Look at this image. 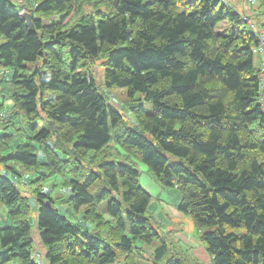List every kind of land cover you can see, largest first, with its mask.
Instances as JSON below:
<instances>
[{
  "label": "trees",
  "instance_id": "obj_1",
  "mask_svg": "<svg viewBox=\"0 0 264 264\" xmlns=\"http://www.w3.org/2000/svg\"><path fill=\"white\" fill-rule=\"evenodd\" d=\"M90 1L104 10L78 17V5ZM35 4L41 17L60 14L58 23L46 25L29 10L33 33L20 8L0 0V70L11 72L0 100H12L30 124L3 162L52 170L69 161L73 169H65L72 174L63 203L81 214L76 222L48 195L32 192L45 263L199 264L170 251L151 223L153 196L141 185L140 163L161 187L180 192L177 209L192 216L211 264H264V84L262 57L257 65L254 54L264 23L222 0ZM96 62L106 88L126 90L135 104L136 127L96 85L89 69ZM51 137L54 146L46 142ZM109 145L112 157L125 160L107 161ZM5 176L0 204L11 223L0 227V264H36L31 200L17 177ZM41 176L48 177L42 171L32 182ZM139 243L153 249L150 260Z\"/></svg>",
  "mask_w": 264,
  "mask_h": 264
},
{
  "label": "rangeland",
  "instance_id": "obj_2",
  "mask_svg": "<svg viewBox=\"0 0 264 264\" xmlns=\"http://www.w3.org/2000/svg\"><path fill=\"white\" fill-rule=\"evenodd\" d=\"M14 5L18 6L21 10V13L24 11L31 10L34 13L35 19H41L42 22L46 25L51 23H58L61 15L58 13H50L41 17L35 11L36 4L35 0H12ZM226 5L234 6V10L236 5H239L240 8H244L247 10L249 5L255 8V15H253V19L257 24L262 25L264 23V6H261V2L259 0H225ZM263 3V0H261ZM236 4V5H235ZM104 10L101 6H99L95 1H90L88 3H80L78 5V17L81 16H91L97 10ZM20 13V15H21ZM247 13V12H244ZM22 16V15H21ZM23 20L24 17L22 16ZM25 21V20H24ZM26 23V21H25ZM33 23V22H32ZM27 25V23H26ZM224 24L222 28L226 27ZM246 28H248L247 24H244ZM28 27V26H27ZM264 30V27H260ZM30 30V29H29ZM261 56V54H259ZM258 55H256L255 63L260 65L258 61ZM42 61H38L32 64L30 67L34 68L36 65H41ZM90 72L92 73L96 85L101 90V93L106 97L108 103L114 107L121 114L122 119H124V123L129 127H136L137 121L135 120L136 115L133 113V107L135 106L132 103V100L128 99L126 90L121 89H107L105 86V70L103 69L100 62H96L90 65ZM11 72L0 70V89L1 92L9 91L6 89L9 86V82H5L4 80H10ZM263 83V82H262ZM11 88V87H10ZM13 92L12 89H10ZM264 91V90H263ZM262 95V94H261ZM11 100V99H8ZM7 100V101H8ZM0 117L3 118V122L5 124L4 127L0 126V175L8 176L10 178L17 177V181L20 184L19 188L21 192L26 197H29L32 206V213L29 216L32 217L33 222V238L35 244V250L32 255V260L36 264H46V254L47 248L40 243V239L38 236L37 230V207L34 205L32 200L35 198L31 197L33 190H40L45 195H48L55 205L58 207L60 212L68 217V219L72 222H76L81 214L74 211L71 207L64 202L65 196L68 194L67 189V181L71 179V171H66L65 169H72L71 163L66 161V163H60L58 167L55 169L51 167L52 170H47L44 167L40 169H32L25 170L20 165L14 164L12 162H3L8 159V157L12 156L13 152L16 151V146L20 141L26 139V133L30 131L29 123L22 115L21 111L15 107L14 102L9 101L5 102L2 106V102L0 100ZM16 117V118H15ZM15 118V119H14ZM14 125L12 126V123ZM36 122L40 126L39 131L42 127V120L37 119ZM7 125V127H6ZM10 136L12 138L9 142V139H6L5 136ZM28 135V134H27ZM29 136H33L30 134ZM27 136V137H29ZM53 137L49 138L46 142L48 145L54 146ZM32 140V139H31ZM45 146V145H44ZM58 148V149H57ZM110 145L102 152H105L104 157L107 161H123L125 160L123 156L116 155L113 156ZM43 147L39 144H36L35 153L40 157H43L42 153ZM56 151L58 153L62 152V149L57 147ZM89 156V155H88ZM88 156L86 157L88 159ZM45 157V156H44ZM60 157L63 159V155L60 153ZM94 158H91V162ZM86 162V160H85ZM12 169H15L13 173ZM138 169L142 172L141 176V185L142 187L149 191L151 195L154 197L152 205L150 207V212L148 213V217L151 220V223L161 234L164 241L167 243L168 249L170 251H177L179 254L189 255V257H195L199 264H211V259L207 253L206 247L200 242V232L196 226L191 215H185L178 211V207L181 201V194L177 189L172 188H163L159 184H157L154 180L152 173L149 172L147 166L138 163ZM73 170V169H72ZM75 170V168H74ZM44 171L48 177L44 178L41 176V179L37 181V184L32 182L35 177H37L38 173ZM56 171V174H55ZM75 173V172H74ZM44 175V174H43ZM5 176V177H6ZM39 182V183H38ZM159 199V200H158ZM107 219V218H106ZM9 218L6 217V208L0 204V227H6L10 225ZM140 246H145L143 243H139ZM143 255L145 258L150 260L153 255V249L150 247H143ZM139 264H151V262L140 261Z\"/></svg>",
  "mask_w": 264,
  "mask_h": 264
},
{
  "label": "bare ground",
  "instance_id": "obj_3",
  "mask_svg": "<svg viewBox=\"0 0 264 264\" xmlns=\"http://www.w3.org/2000/svg\"><path fill=\"white\" fill-rule=\"evenodd\" d=\"M222 3H223V5L226 6V3H225L224 0H222ZM249 16H251V15L249 14ZM246 21H247V24L250 25L251 29L254 30L255 28H254V24H253L252 19H251L250 17H247ZM252 26H253V27H252ZM260 30H261V32L264 33V30H263V29L260 28ZM256 34H257L258 37H259L258 40H259V43H260V45H261V37H262L263 35H261V34H259V33H256ZM260 45H259V46H260ZM261 62H262V64H264V59H262ZM263 75H264V68H262V71H261L260 76H263ZM261 81H262V78H261ZM262 82H263V81H262ZM262 98H263V96L260 95L259 100H261ZM261 109H262V112H263V114H264V108H263V106H261Z\"/></svg>",
  "mask_w": 264,
  "mask_h": 264
},
{
  "label": "built area",
  "instance_id": "obj_4",
  "mask_svg": "<svg viewBox=\"0 0 264 264\" xmlns=\"http://www.w3.org/2000/svg\"><path fill=\"white\" fill-rule=\"evenodd\" d=\"M224 1H225V0H224ZM225 3H226V1H225ZM252 27H253V26H252ZM259 34L263 35V36L261 37V45H260V46H259L254 52H255V54H257V55L261 54L262 59H264V33L260 31ZM259 56H260V55H259ZM263 68H264V64H263ZM261 78H262V81H263V84H264V75L261 76ZM262 96H263V98L260 100V103H261V105H262L263 108H264V93L262 94ZM42 264H44V263H42Z\"/></svg>",
  "mask_w": 264,
  "mask_h": 264
},
{
  "label": "water",
  "instance_id": "obj_5",
  "mask_svg": "<svg viewBox=\"0 0 264 264\" xmlns=\"http://www.w3.org/2000/svg\"><path fill=\"white\" fill-rule=\"evenodd\" d=\"M21 15L24 17V20L26 21L27 26L30 29V31L33 33H38V31L34 25L33 15L28 11H24L23 13H21Z\"/></svg>",
  "mask_w": 264,
  "mask_h": 264
},
{
  "label": "crops",
  "instance_id": "obj_6",
  "mask_svg": "<svg viewBox=\"0 0 264 264\" xmlns=\"http://www.w3.org/2000/svg\"><path fill=\"white\" fill-rule=\"evenodd\" d=\"M236 5V4H235ZM235 8H237V10H236V12H238V13H240V14H242V15H246V14H243L244 12H247L248 14H250V15H254V14H257V13H252L251 12V10H253L254 12H255V8L254 7H252V6H250L249 5V8H247V10L246 9H244V8H240L239 7V5H236L235 6ZM259 63H260V58H259ZM137 167H138V165H137ZM142 173V172H141ZM155 180V179H154ZM155 182H156V180H155ZM157 183V182H156ZM147 191V190H146ZM147 192H149V191H147ZM151 194V193H150ZM154 198V197H153ZM159 200V199H158Z\"/></svg>",
  "mask_w": 264,
  "mask_h": 264
},
{
  "label": "clouds",
  "instance_id": "obj_7",
  "mask_svg": "<svg viewBox=\"0 0 264 264\" xmlns=\"http://www.w3.org/2000/svg\"><path fill=\"white\" fill-rule=\"evenodd\" d=\"M238 13V12H237ZM238 14H240V13H238ZM255 51V50H254ZM254 54H255V52H254ZM255 55H257V54H255ZM259 56V55H258ZM259 57H261V56H259ZM259 103H260V100H259ZM261 104V103H260ZM262 106V105H261Z\"/></svg>",
  "mask_w": 264,
  "mask_h": 264
}]
</instances>
